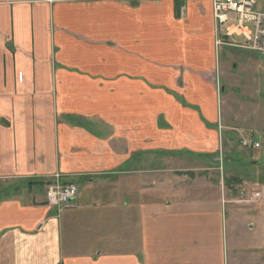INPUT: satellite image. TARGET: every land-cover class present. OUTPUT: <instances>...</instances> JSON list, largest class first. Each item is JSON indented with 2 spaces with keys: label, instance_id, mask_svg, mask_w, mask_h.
<instances>
[{
  "label": "crops",
  "instance_id": "crops-1",
  "mask_svg": "<svg viewBox=\"0 0 264 264\" xmlns=\"http://www.w3.org/2000/svg\"><path fill=\"white\" fill-rule=\"evenodd\" d=\"M212 13L0 0V264H264V231L215 171L178 174L238 133L219 115L229 38ZM58 181L78 188L62 207L46 198Z\"/></svg>",
  "mask_w": 264,
  "mask_h": 264
},
{
  "label": "rangeland",
  "instance_id": "rangeland-1",
  "mask_svg": "<svg viewBox=\"0 0 264 264\" xmlns=\"http://www.w3.org/2000/svg\"><path fill=\"white\" fill-rule=\"evenodd\" d=\"M226 43L228 45H222L217 51L216 65L220 86L223 88L219 101V115L224 123L234 122L238 133H229L225 136L220 151L209 153L208 158L199 156L197 162L192 157L182 160L184 166L199 168L193 171H178V174L205 177L210 175L211 171H215L212 177L222 179L224 198L240 206L241 212L235 218L239 219L241 225L252 224L256 232H262L264 231V52L246 47V42L241 38L235 37ZM243 137L251 142L257 141L261 145L260 148L241 146ZM184 166L177 165L176 168H186ZM257 191L262 195L260 205H256V200L259 199L254 197ZM228 218L230 219L229 215Z\"/></svg>",
  "mask_w": 264,
  "mask_h": 264
},
{
  "label": "built area",
  "instance_id": "built-area-1",
  "mask_svg": "<svg viewBox=\"0 0 264 264\" xmlns=\"http://www.w3.org/2000/svg\"><path fill=\"white\" fill-rule=\"evenodd\" d=\"M211 2L212 14L223 37L241 38L246 42V47L264 52V0H211ZM241 143L244 147L260 146L258 142L247 139L242 140ZM77 195L78 188L74 184H61L58 181L46 187V198L50 206H65ZM254 197L259 199L261 192H255Z\"/></svg>",
  "mask_w": 264,
  "mask_h": 264
}]
</instances>
